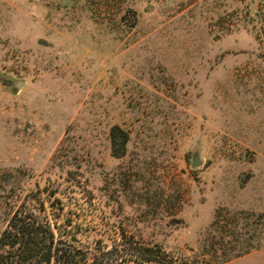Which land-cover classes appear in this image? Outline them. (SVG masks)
<instances>
[{
  "label": "rangeland",
  "instance_id": "rangeland-1",
  "mask_svg": "<svg viewBox=\"0 0 264 264\" xmlns=\"http://www.w3.org/2000/svg\"><path fill=\"white\" fill-rule=\"evenodd\" d=\"M38 188L93 245L264 264V0H0V230Z\"/></svg>",
  "mask_w": 264,
  "mask_h": 264
},
{
  "label": "trees",
  "instance_id": "trees-1",
  "mask_svg": "<svg viewBox=\"0 0 264 264\" xmlns=\"http://www.w3.org/2000/svg\"><path fill=\"white\" fill-rule=\"evenodd\" d=\"M114 130L128 140L126 132L117 126ZM52 191L46 199L38 188L23 200L4 202L10 215L0 230V264H193L123 230L111 249L105 243L84 241L81 236L89 223L79 218L88 220L95 209L86 204L69 209L60 198L49 199Z\"/></svg>",
  "mask_w": 264,
  "mask_h": 264
},
{
  "label": "water",
  "instance_id": "water-1",
  "mask_svg": "<svg viewBox=\"0 0 264 264\" xmlns=\"http://www.w3.org/2000/svg\"><path fill=\"white\" fill-rule=\"evenodd\" d=\"M200 164H201V161L198 160V159H195L191 165H192V167H196V166H198Z\"/></svg>",
  "mask_w": 264,
  "mask_h": 264
}]
</instances>
